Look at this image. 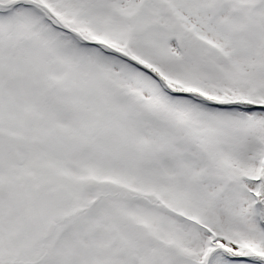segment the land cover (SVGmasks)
<instances>
[{
	"label": "snow or ice",
	"instance_id": "snow-or-ice-1",
	"mask_svg": "<svg viewBox=\"0 0 264 264\" xmlns=\"http://www.w3.org/2000/svg\"><path fill=\"white\" fill-rule=\"evenodd\" d=\"M0 264H264V0H0Z\"/></svg>",
	"mask_w": 264,
	"mask_h": 264
}]
</instances>
